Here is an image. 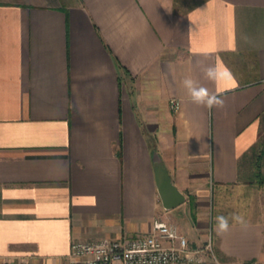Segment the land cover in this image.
<instances>
[{
	"label": "crops",
	"instance_id": "crops-1",
	"mask_svg": "<svg viewBox=\"0 0 264 264\" xmlns=\"http://www.w3.org/2000/svg\"><path fill=\"white\" fill-rule=\"evenodd\" d=\"M213 64L236 86L208 81ZM188 76L224 107L192 103ZM263 118L264 0H0V263L67 264L74 240L156 217L193 247L211 236L227 263L264 261V189L245 160L256 150L264 174ZM232 214L247 227L218 235Z\"/></svg>",
	"mask_w": 264,
	"mask_h": 264
},
{
	"label": "built area",
	"instance_id": "built-area-1",
	"mask_svg": "<svg viewBox=\"0 0 264 264\" xmlns=\"http://www.w3.org/2000/svg\"><path fill=\"white\" fill-rule=\"evenodd\" d=\"M174 102V107H178ZM0 264H14L3 262ZM67 264H233L221 260L210 236L206 243L193 247L179 225L156 217L146 233L120 239L74 240ZM243 264H264L254 260Z\"/></svg>",
	"mask_w": 264,
	"mask_h": 264
},
{
	"label": "clouds",
	"instance_id": "clouds-1",
	"mask_svg": "<svg viewBox=\"0 0 264 264\" xmlns=\"http://www.w3.org/2000/svg\"><path fill=\"white\" fill-rule=\"evenodd\" d=\"M235 51V49H233ZM204 77L217 85L225 82H230L233 87L236 86V81L230 69L222 64H213L204 66L201 69ZM180 86L186 91L188 98L194 104L201 105L211 112L214 108H223L225 101L218 93L211 92L207 87L200 85L190 76L181 80ZM240 224L242 227H247V222L242 215L232 214L231 217L219 215L215 218V230L217 234H223L229 231L230 222Z\"/></svg>",
	"mask_w": 264,
	"mask_h": 264
},
{
	"label": "water",
	"instance_id": "water-1",
	"mask_svg": "<svg viewBox=\"0 0 264 264\" xmlns=\"http://www.w3.org/2000/svg\"><path fill=\"white\" fill-rule=\"evenodd\" d=\"M158 169V182H159V188L162 194V197L164 199V201H166V199H169L171 190L176 189V187H174L172 180L170 178V176L168 175L167 171L165 170L164 166L159 165L157 167Z\"/></svg>",
	"mask_w": 264,
	"mask_h": 264
},
{
	"label": "trees",
	"instance_id": "trees-1",
	"mask_svg": "<svg viewBox=\"0 0 264 264\" xmlns=\"http://www.w3.org/2000/svg\"><path fill=\"white\" fill-rule=\"evenodd\" d=\"M253 155L254 157V168H255V177H256V182L261 185L264 186V174H263V164H262V158L261 155L256 152V150H254Z\"/></svg>",
	"mask_w": 264,
	"mask_h": 264
},
{
	"label": "rangeland",
	"instance_id": "rangeland-1",
	"mask_svg": "<svg viewBox=\"0 0 264 264\" xmlns=\"http://www.w3.org/2000/svg\"><path fill=\"white\" fill-rule=\"evenodd\" d=\"M263 121H264V118H263ZM264 143V122H263V124H262V127H261V136H260V138H259V141H258V143L256 144V145H262ZM252 153H251V151L248 153V156L247 157H245V160H246V162L248 163L247 164V167L249 168V169H251V170H253L254 169V166H253V160H252V155H251ZM255 184H258L257 182H255ZM261 187V186H260ZM262 188L264 189V186H262Z\"/></svg>",
	"mask_w": 264,
	"mask_h": 264
}]
</instances>
